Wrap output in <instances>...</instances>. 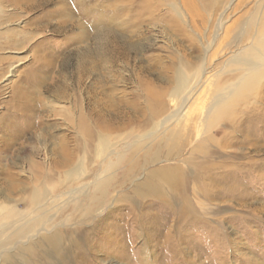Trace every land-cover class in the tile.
Masks as SVG:
<instances>
[{"label": "rangeland", "instance_id": "1", "mask_svg": "<svg viewBox=\"0 0 264 264\" xmlns=\"http://www.w3.org/2000/svg\"><path fill=\"white\" fill-rule=\"evenodd\" d=\"M263 18L264 0H0V209L46 215L31 234L57 230L69 264H264V77L241 81Z\"/></svg>", "mask_w": 264, "mask_h": 264}, {"label": "bare ground", "instance_id": "2", "mask_svg": "<svg viewBox=\"0 0 264 264\" xmlns=\"http://www.w3.org/2000/svg\"><path fill=\"white\" fill-rule=\"evenodd\" d=\"M260 25H262V26H260L261 31L264 32V18H263V22H261ZM58 27H60V24L57 25L56 28H58ZM260 36H258V37H260ZM12 37L13 36H11V39H12ZM17 39H16V41H17ZM259 39H261V38H256V41L258 42ZM261 42L264 43V41H262V40H261ZM245 52L247 53V51H245ZM249 63L252 64L253 67H251L250 69L247 70L245 77L242 78L241 81L247 82L249 80L255 79L256 77L257 78L264 77V69L261 67V65H264V51L259 52L257 55H255L254 59L250 60ZM79 81H80V79H79ZM47 89H49V88H47ZM47 89H46V91H47ZM44 90H45V88H44ZM44 90H42V91L44 92ZM80 126L82 127V130L85 132V134H87L89 138H92L91 134H90V128L88 127V125L85 124V121L83 118H82V122L80 120ZM102 143H103V145H106L107 142L105 143V140H102ZM109 165H111V164H109ZM112 168H113V165H112ZM127 170H129L128 173H130V171H132V168L131 167L127 168L126 173H127ZM155 172H156L155 170H154V172L152 171L153 174H155ZM112 176L113 175L111 173L108 175H104L102 178H100V181L97 184H95L94 189H93L95 191V194L93 196H89L88 198L87 197L84 198L85 202H83V203H84V206L86 205L85 207H86L87 213H92L95 209L94 207H97V205L102 207V205H106L112 201L111 197H110V192H109V189L111 187L110 179L112 178ZM151 181L152 180H150V179L148 180V178H147V180L145 179L143 181H140L135 188L136 193H138L139 196H144L146 194V190L148 188L154 186V183H152ZM87 191H89V190H87ZM40 195H45V194L38 193L37 189H35L32 192L31 203L36 205V207L38 205L42 206L41 202L43 199H41ZM79 203L80 202H78V204ZM83 214L86 215L84 212H83ZM26 216H27V214L25 215L23 212H21L19 210H14L12 208L7 209V211H5V213L2 210L0 211V220H1V222L4 220V222H2L0 224V227H1V229H0V242H1L0 253H3L5 251V250L3 251V249H5L4 246H6L10 243V242H8L5 234L8 235L7 231L9 229H13V232H11V233L14 236H16V238H18L16 243H18L19 245L16 247L18 248L19 256H17V255L15 256L12 253H8V252L7 253H8V255H10L9 257L12 258V262H14L15 264H36V263H39V264H69L68 263L69 261L67 260L68 257L66 256V252L68 251L67 247L71 248L73 246L72 243H65L63 241V238L61 237L60 233L57 230L46 231L42 227L41 229L37 230L36 235L31 234V232L36 229L35 227L37 225H39L42 222L47 220V218H46L47 216L43 215V214H41L39 218H37V217L36 218H26ZM33 217H35V216H33ZM7 218H8V220H7ZM41 225H39V226H41ZM9 237H11V235H9ZM22 239H25L27 241L25 242ZM21 241H23V242H21ZM67 244H68V246H67ZM34 248H36V249L39 248L41 250V252L39 251L41 256L39 254H36L30 258L27 257L26 252L32 251ZM47 257L51 258V260L48 261L46 259ZM33 258L39 259V260L33 261ZM41 260H43V261H41Z\"/></svg>", "mask_w": 264, "mask_h": 264}]
</instances>
